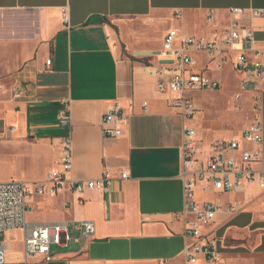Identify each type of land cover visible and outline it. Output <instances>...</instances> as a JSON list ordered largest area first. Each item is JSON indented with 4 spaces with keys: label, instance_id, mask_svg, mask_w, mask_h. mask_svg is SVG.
<instances>
[{
    "label": "crops",
    "instance_id": "crops-1",
    "mask_svg": "<svg viewBox=\"0 0 264 264\" xmlns=\"http://www.w3.org/2000/svg\"><path fill=\"white\" fill-rule=\"evenodd\" d=\"M230 10L243 13L231 15ZM258 11L261 15L253 14ZM233 21L251 30L255 41L252 50L244 43L235 48L246 49L249 62L258 53L264 64V0H0V183L44 182L49 172L60 169L64 138L71 140L70 180L96 183L107 175L105 191L74 193L65 186L56 198L29 199V210L33 205L37 215L34 223H67L70 241L53 248L51 262L36 257L28 264H187L179 177L182 120L169 106L172 95L156 89L158 81L168 78L161 69L170 72L175 65L158 54L169 30L211 38ZM234 57L222 68L229 67L239 81L228 110L242 112L237 104L240 110L235 109L236 95L259 98L263 143L255 170L264 171V79L237 73ZM192 59V72L220 85L215 92L189 94L198 110L190 125L201 140L198 157L204 160L211 142L232 131L219 132L221 121L211 111V94L223 89L224 77L213 75L219 70L206 55L192 54ZM243 82L247 91L240 89ZM14 87L22 90L18 101L10 95ZM113 103L123 108L126 126L122 136L105 138L101 119ZM64 111L68 127L59 124ZM252 122L233 129L230 137L244 149L252 148L241 138ZM122 174L127 178L121 179ZM194 196L199 207L214 204L221 210L203 231L215 241L217 260L199 257L193 264H264L261 190L246 185L223 194L199 182ZM229 205L240 211L230 213ZM82 221L95 225L88 241L78 228ZM11 232L22 252L21 233ZM23 260L20 254L10 261Z\"/></svg>",
    "mask_w": 264,
    "mask_h": 264
},
{
    "label": "built area",
    "instance_id": "built-area-1",
    "mask_svg": "<svg viewBox=\"0 0 264 264\" xmlns=\"http://www.w3.org/2000/svg\"><path fill=\"white\" fill-rule=\"evenodd\" d=\"M241 10H230L231 15H241ZM259 16L261 12H253ZM210 21V19H208ZM62 22L67 24V10H62ZM248 44L250 50L255 44L253 32L233 21L227 28L215 30L211 38L182 37L176 30H169L163 40V46L158 56L164 62L175 65V69H161L160 75L168 78L157 82L156 89L162 94H171L169 106L182 120V144L179 148L180 173L183 182L185 217L184 236L189 243L183 250V257L187 264L195 263L199 257L208 262L217 260L215 241L210 234H204L206 227L210 226L220 206L204 204L199 207L194 196V189L199 182L212 186L218 193H233L244 189L246 185L254 186L264 195V171H256L255 165L260 162L261 146L263 143V124L259 115L258 97L253 98L255 113L252 124L242 132L241 138L252 146L244 149L235 138L218 139L211 142L209 153L204 160L198 157L200 144L197 131L190 125L196 115L195 107L190 93L215 92L220 85L204 73L192 72L195 62L192 54H204L213 63L216 70H222L227 65L228 58L233 55V68L237 73L249 74L255 79H264V64L255 54V60L249 62L246 49L235 48L238 44ZM47 61V65H50ZM241 91L249 89L246 82L240 87ZM2 95L5 91L2 92ZM11 98L18 101L22 98V90L14 87L10 91ZM240 101L239 95L235 96ZM143 104V112L146 110ZM59 124L69 126V117L64 111L59 118ZM126 120L123 108L119 103L108 107L101 119V134L105 138H118L123 135ZM59 170H54L46 175L44 182H17L0 183V235L11 231H19L22 235L23 261H10L6 246L0 243V264H28L27 259L39 257L43 262L53 260V248L68 244L69 227L65 222L55 224L32 223L28 221L29 199L32 196L39 198H56L57 195L68 187L71 192L81 193L84 189H98L105 191L107 175L104 173L99 182H74L67 175L72 168L71 140L64 138L59 148ZM128 174H122L121 179H126ZM228 211L232 214L240 211L236 205H229ZM264 217V213H263ZM81 236L90 240L95 234V225L91 221L78 223Z\"/></svg>",
    "mask_w": 264,
    "mask_h": 264
},
{
    "label": "rangeland",
    "instance_id": "rangeland-1",
    "mask_svg": "<svg viewBox=\"0 0 264 264\" xmlns=\"http://www.w3.org/2000/svg\"><path fill=\"white\" fill-rule=\"evenodd\" d=\"M212 73L214 76L220 75L224 77L223 89L218 92V94H211L212 97L210 98H212V117L219 118L221 121L218 131L223 133L232 131L231 134L227 133L221 137V139H226L235 135L233 129H235V131H240L248 124V121L253 120L255 115L253 112V99L249 96V94H243L240 102L233 100L235 109L240 110L241 107L242 112L235 113L228 110V105H230L232 95L238 90V78L233 75L229 67H225V69L222 71H215ZM236 104L240 107H238ZM29 214L28 221L32 223L36 222L37 215L33 205L30 206ZM0 243L5 244L9 260L12 258L15 259L21 254V244L16 233L11 232L9 234L5 233L0 235Z\"/></svg>",
    "mask_w": 264,
    "mask_h": 264
}]
</instances>
